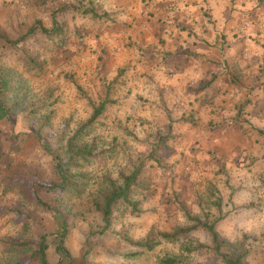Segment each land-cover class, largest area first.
<instances>
[{
    "label": "clouds",
    "instance_id": "obj_1",
    "mask_svg": "<svg viewBox=\"0 0 264 264\" xmlns=\"http://www.w3.org/2000/svg\"><path fill=\"white\" fill-rule=\"evenodd\" d=\"M0 264H264V0H0Z\"/></svg>",
    "mask_w": 264,
    "mask_h": 264
},
{
    "label": "rangeland",
    "instance_id": "obj_2",
    "mask_svg": "<svg viewBox=\"0 0 264 264\" xmlns=\"http://www.w3.org/2000/svg\"><path fill=\"white\" fill-rule=\"evenodd\" d=\"M40 197L43 201H47L50 199L49 195H48V192H41L40 193Z\"/></svg>",
    "mask_w": 264,
    "mask_h": 264
},
{
    "label": "trees",
    "instance_id": "obj_3",
    "mask_svg": "<svg viewBox=\"0 0 264 264\" xmlns=\"http://www.w3.org/2000/svg\"><path fill=\"white\" fill-rule=\"evenodd\" d=\"M41 202H45V201H43V200L41 199Z\"/></svg>",
    "mask_w": 264,
    "mask_h": 264
}]
</instances>
